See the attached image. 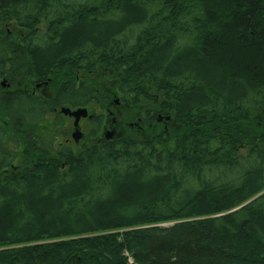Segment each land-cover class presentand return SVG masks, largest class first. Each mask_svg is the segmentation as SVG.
<instances>
[{
    "label": "trees",
    "instance_id": "trees-1",
    "mask_svg": "<svg viewBox=\"0 0 264 264\" xmlns=\"http://www.w3.org/2000/svg\"><path fill=\"white\" fill-rule=\"evenodd\" d=\"M20 66L54 92L2 117L125 114L74 154H0V264H264V0H0V77Z\"/></svg>",
    "mask_w": 264,
    "mask_h": 264
},
{
    "label": "flooded vegetation",
    "instance_id": "flooded-vegetation-1",
    "mask_svg": "<svg viewBox=\"0 0 264 264\" xmlns=\"http://www.w3.org/2000/svg\"><path fill=\"white\" fill-rule=\"evenodd\" d=\"M21 73H20V69ZM19 74H21V77L23 79L22 87L16 91L15 94L9 95L8 93L4 95V103L9 102L10 99H13L14 96H19L20 99L22 97L29 96L31 99H33V102L35 104L38 103V101L43 97V93H40L41 88L46 84L42 83L37 80L35 75L26 67V66H20L19 68ZM1 83V81H3ZM22 81V80H21ZM10 85V82L5 77H0V90L8 88ZM6 88V89H7ZM51 97V96H50ZM22 100V99H21ZM3 103V105H5ZM6 106H4L5 108ZM59 107H55L53 111L49 112V114H52L53 116L50 118V126L57 123V120L55 119L54 112L59 110ZM26 113V111H25ZM48 114V115H49ZM61 117V120L69 122V127L66 129V138H64L63 141H54L51 142L50 137L46 138L42 134V129L39 130V128H31L30 126H40L42 127L41 121L38 123H29L30 120H27L24 116V118H20L17 120L8 119L6 116L2 117L0 114V119L4 118V122L0 121V154H26L28 151L31 152V154H43V137L45 138L47 144H50L51 149L54 151V154H58V152L66 150L69 154H74L75 152L82 149V147H88L85 145H82L83 142V136L85 135V129L83 131V127L86 126L85 124H89L90 118H80L78 121L77 129L81 132V137L75 141L73 138V132L76 129L73 126V117L59 114ZM66 118V119H65ZM28 124L30 126H28ZM56 125V124H55ZM58 126V124H57ZM111 128V127H110ZM49 129V128H48ZM114 129V128H113ZM70 141L71 143H69ZM66 142V143H65ZM38 145H41V147L37 148ZM81 145L82 147L78 150H75L77 146Z\"/></svg>",
    "mask_w": 264,
    "mask_h": 264
},
{
    "label": "rangeland",
    "instance_id": "rangeland-1",
    "mask_svg": "<svg viewBox=\"0 0 264 264\" xmlns=\"http://www.w3.org/2000/svg\"><path fill=\"white\" fill-rule=\"evenodd\" d=\"M10 28H18L17 24L15 22H12L9 26ZM39 30H44V26L42 24H39L38 26ZM22 68L20 69V73H21ZM70 75V74H69ZM109 73L107 72H94V73H87L85 71H79L78 73H76V79L78 82H80V80H82V82L86 83V85H90L91 83H94L95 87L98 89V91L103 95L106 96L109 94V91H113L114 89V84L112 83L110 77H109ZM22 80V81H21ZM10 85L9 87L6 89H2L0 90V110L4 109L3 103H4V95L5 94H15L17 90H19L22 87L23 84V79L20 76H18L17 78H15L14 80L9 81ZM40 93H43L44 97H50L53 92L54 89L51 88L50 85L46 86V84L41 88V91H39ZM110 100L113 101L112 104H109L103 108H99L96 104H93L91 106H88V110L92 113L94 111V108L96 109V113H97V117H93L92 121H89V123L91 125H87L83 127V123H82V128L83 131L85 129V135L83 136V142L82 145L91 147L93 145H100L102 143L105 142V132L109 130L110 126H112L113 124V117H115V120L120 122V120L122 119V114H125V111H122L120 114V112H118L116 106H118L115 103V100H118V98L115 97H110ZM5 104V103H4ZM49 112H47L45 114V121L44 123H42L43 125H48L50 124L49 120L50 118L53 116L52 114H49ZM103 114V116H102ZM102 116V124H100L98 126V117ZM61 123L58 126H51L50 125L44 130L43 127L40 128V126H30L28 124V126H30L31 128H39V130L42 131L43 136H45L46 138L50 137L49 140H51V142H58V141H63L64 138H66L67 134L66 129L69 127V122L67 121V123L63 120H61V118L59 117ZM66 119V118H65ZM41 120V119H40ZM0 121H5L4 118L0 119ZM129 124V130L130 131H134V129H138V126L136 123L134 122H130ZM113 127V126H112ZM49 128V129H48ZM115 129V132L113 136H111V138L109 140H111L114 136H119L117 135V132H119V128L118 125L116 124L115 127H113ZM138 130H142V129H138ZM135 132V131H134ZM46 142V140H44L43 137V146H47L46 149H48L47 153L45 154H54V151L51 149L50 144L44 145ZM69 143H71L70 141H68ZM66 143V142H65ZM82 146L79 145L75 148V150H78L79 148H81ZM29 154H31V152H27L26 154H24L25 157H27ZM168 223H163L160 224L161 226H166Z\"/></svg>",
    "mask_w": 264,
    "mask_h": 264
},
{
    "label": "water",
    "instance_id": "water-1",
    "mask_svg": "<svg viewBox=\"0 0 264 264\" xmlns=\"http://www.w3.org/2000/svg\"><path fill=\"white\" fill-rule=\"evenodd\" d=\"M59 111L63 115L74 117L73 126L76 129L73 132V138L75 139V141H77L81 137V132L77 129L78 121L80 118H84L88 116V111L86 107H78L76 109H71L70 107L62 106ZM112 134H113V131H106L105 137L110 138Z\"/></svg>",
    "mask_w": 264,
    "mask_h": 264
}]
</instances>
